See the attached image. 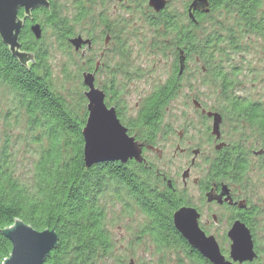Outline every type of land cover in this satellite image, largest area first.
<instances>
[{"label":"trees","instance_id":"trees-1","mask_svg":"<svg viewBox=\"0 0 264 264\" xmlns=\"http://www.w3.org/2000/svg\"><path fill=\"white\" fill-rule=\"evenodd\" d=\"M48 1V8L39 7L32 11V19L26 20L20 33L21 51L28 55V64L14 57L0 38V89L4 88L11 94L15 108L26 116L37 156L32 170L33 182L29 185L16 176L9 149L3 147L0 151V264L12 251L11 242L2 232L17 220L39 231L50 229L58 234V246L51 251L45 264H100V259L110 254L113 246L106 227V209L102 205V199L110 188L123 189L118 199H134L142 206L148 224L144 225L147 226L143 230L145 235H141L151 240L163 259L168 261L171 249L176 246L185 248L190 256H194L193 248L174 225L173 215L181 203L177 200L170 202V199L179 198L157 188L155 175L145 166L129 168L119 162H109L86 167L82 130L88 112L81 115L80 111L73 109L53 84L48 64L49 30L53 31L61 49L70 50V39L82 33L86 36L85 41L95 43L93 32L103 26L95 38L104 40L106 47L115 42L116 54L128 62L131 50L121 35L125 21L117 22L115 26L110 23V16L106 15L110 0H75L71 5L62 0ZM208 1L209 12L195 10L194 19L190 18L188 11L192 2L184 14L169 10L168 6L159 13L150 7L152 11L147 22L154 35L150 47L156 53L170 51L173 59L170 75L144 99L135 116L139 117L137 120L135 117L125 119L124 107L119 104L118 91L113 87L110 90L104 87L106 103L116 108L119 119L129 131H139L140 135L155 138L161 130L166 108L182 92L189 63L197 60L204 64L202 70L214 78L221 90L223 104L220 113L224 120L229 124H246L258 138L255 143L259 139L264 143V102H252L236 96L233 93L235 82L223 71V66H212L224 56H229L227 50L240 47V35L252 34L264 39V0ZM99 6L102 12L97 14L94 9ZM223 10L236 20L234 27L227 31L222 29L227 36L219 32L200 36L198 31L205 19ZM19 16L24 17L23 10ZM85 23L92 29L83 27ZM34 24L41 26L40 39L31 31ZM108 36L110 40L106 45ZM85 46L87 44L82 47ZM181 52L185 57L182 73ZM108 53L107 48L104 49L99 58L104 59ZM96 63L94 59L87 61L86 72L93 71ZM120 73L127 77L126 71ZM81 87L85 90L82 82ZM194 100L199 102L194 98L192 103ZM79 102H86L83 93ZM205 118L201 115V119ZM221 166L224 172L231 169L228 161H223ZM138 173H141V178ZM194 254L196 261L204 260L197 250Z\"/></svg>","mask_w":264,"mask_h":264},{"label":"rangeland","instance_id":"rangeland-1","mask_svg":"<svg viewBox=\"0 0 264 264\" xmlns=\"http://www.w3.org/2000/svg\"><path fill=\"white\" fill-rule=\"evenodd\" d=\"M75 0H62L68 5ZM169 10L184 14L192 0H168ZM106 7V15L110 16V23L115 26L125 21L122 25L121 35L126 39L131 54L128 62L122 61L116 54L115 42L107 47L104 40L96 39L103 26L93 32L95 43L88 42L87 46L75 50H63L58 45L53 31L47 32V44L49 47L48 64L52 73V80L57 92L63 96L68 104L81 112H87L88 101L85 97L83 84V72L87 71V61L94 59L99 61L100 53L106 48L109 53L102 61L97 73L96 87L101 90L113 87L118 91L119 104L125 113V119L129 120L137 115L144 99L169 77L173 59L170 51L165 54L151 50L154 40L153 29L147 22L152 9L147 0H110ZM95 13L102 12V8L94 9ZM264 12V8H263ZM118 22V23H117ZM236 20L231 18L226 11L217 12L205 19L198 33L206 35L221 33L227 36L222 29L234 27ZM83 27L90 30L86 23ZM226 29H225V28ZM81 35L83 39L85 34ZM240 47L227 50L229 56L212 64L213 67L223 66V71L228 73L230 80L235 82L233 93L243 100L252 102H264V39L256 35H240ZM151 46V47H150ZM227 46V44H226ZM225 46V47H226ZM232 48V47H231ZM226 49V48H224ZM220 58V56H219ZM195 60V58H194ZM221 63V64H220ZM118 65H120L118 68ZM204 64L200 61H191L188 65L187 78L184 80L180 96L166 108L161 132L158 137L167 138L170 141V150L167 148L165 158L160 167L171 166L170 171H176L190 163L191 157L179 155L172 156L176 149L179 136L187 138L191 149L202 148L206 143V135L212 127L211 121L201 119V115L193 106L192 100L198 99L207 109L220 112L223 104L221 90L214 78L202 70ZM85 68V69H84ZM127 72V79L120 73ZM105 87V89H104ZM83 93L85 104H80L79 97ZM27 118L22 111L15 108L11 94L4 88L0 89V151L3 147L9 149L10 159L14 165L16 176L27 184H32V170L37 161L32 143V135L28 131ZM28 131V132H27ZM225 139L230 142L254 148L259 151L262 140H257L253 132L246 124L235 125L225 123L222 128ZM186 142V143H187ZM254 145V146H253ZM254 163L264 164V157L260 160L254 157ZM199 163V161H197ZM182 171V169H181ZM259 178V187L256 195L264 197V172L256 174ZM191 195L196 194L195 188ZM110 188L102 199V205L106 209V227L111 234L112 251L106 257L100 259V264H194L181 254L174 252L169 254L166 261L157 253L156 247L147 236L141 235L148 224L147 217L140 216L132 210L131 199H118L123 189ZM119 192V194H117ZM124 196L125 194L122 193ZM188 197V196H187ZM195 198V197H194ZM188 197V199H194ZM131 207V211L128 208ZM147 221V223H146ZM144 234V233H143ZM145 235V234H144ZM132 260V261H131Z\"/></svg>","mask_w":264,"mask_h":264},{"label":"flooded vegetation","instance_id":"flooded-vegetation-1","mask_svg":"<svg viewBox=\"0 0 264 264\" xmlns=\"http://www.w3.org/2000/svg\"><path fill=\"white\" fill-rule=\"evenodd\" d=\"M101 59L99 58V61H96L95 69L89 71L95 73V77L101 69V67L99 68ZM198 103L200 106H194L195 110L205 116L206 121L212 122V127L205 137L204 142L206 144L202 148L191 149L185 134V138L179 136V143L176 144V149L172 155L174 158L179 157L178 154L191 157L189 164L182 168L179 167L176 171H170L171 166L169 168L160 167V163L165 158V153H167V148L170 150V141L166 140L167 138L158 137L161 130L155 138H152L140 135L137 130V132H131L126 127L128 135L134 137L140 145L143 161L129 160L125 167L132 168L136 166L139 168L145 166L151 174H154L157 188L163 193L174 194L179 198L170 199V202L177 200L181 203L174 214L182 208L195 210L199 216L198 225L200 230L207 237L215 239L226 262L231 264H264V197L256 195V188L260 186L259 180H261L256 178V174L262 175L264 164L257 162L255 164L253 160L254 157L259 160L264 157V143H262L263 147L257 151L254 148L225 139L222 128L227 122L224 120L223 115L218 111L207 109L200 101ZM203 110L207 113L221 114L222 123L219 136L213 134V118L209 117L207 113L203 114ZM134 119L137 120L139 117ZM228 155L230 158H228ZM231 159L234 161L230 162ZM223 161H228V165L231 167L229 171H222L221 164ZM137 175L141 178V173ZM191 186L196 191L194 196L191 195ZM187 196L195 198L188 199ZM131 203L134 213L146 217L139 202L136 203L134 199H131ZM128 210L131 211V207ZM236 223L248 230L253 244V259L245 260L242 263L234 260L231 255L233 241L229 234ZM190 247L192 246L190 245ZM174 251L194 264H212L204 256L202 262L196 261L194 258V251L196 250L194 248L191 250L194 256H190L183 247H173L171 253H174Z\"/></svg>","mask_w":264,"mask_h":264},{"label":"water","instance_id":"water-1","mask_svg":"<svg viewBox=\"0 0 264 264\" xmlns=\"http://www.w3.org/2000/svg\"><path fill=\"white\" fill-rule=\"evenodd\" d=\"M121 1V0H116ZM149 7L159 13L168 6V0H147ZM48 0H0V38L9 47L14 57L25 65L30 62L28 55L21 51L20 33L28 18L32 19V11L39 7L48 8ZM23 10L24 17L19 16ZM209 12L208 0H193L188 9L189 16L194 19V11ZM37 39L42 37L39 24L31 27ZM110 38H106V45ZM75 50L88 44L81 36L70 39ZM104 54L102 53V56ZM181 71L185 69V57L181 52ZM83 85L87 88L85 97L88 101V117L82 130L84 137V159L87 168L100 163L126 164L129 160L142 162L140 145L134 137L128 135V129L122 124L115 107L106 103V94L96 87L95 73H83ZM194 105L200 104L194 100ZM203 114L207 112L203 110ZM213 118V134L220 135L222 116L219 113H207ZM198 214L195 210L182 208L174 214V222L178 231L202 256L212 264H231L222 257L218 244L213 237H207L199 228ZM3 235L11 242L12 251L3 264H45L51 251L58 246V234L54 230L39 231L22 220L3 230ZM233 241L231 255L240 263L254 257L253 244L248 230L236 223L229 234Z\"/></svg>","mask_w":264,"mask_h":264}]
</instances>
